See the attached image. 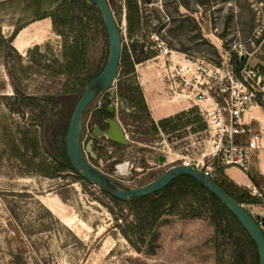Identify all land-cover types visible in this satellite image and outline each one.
Returning <instances> with one entry per match:
<instances>
[{
    "label": "rangeland",
    "instance_id": "374dc122",
    "mask_svg": "<svg viewBox=\"0 0 264 264\" xmlns=\"http://www.w3.org/2000/svg\"><path fill=\"white\" fill-rule=\"evenodd\" d=\"M128 1L107 0L122 48L129 49L133 41L143 44L144 52H153L149 66L154 70L162 66L151 49L156 39L213 65L244 56L247 65L264 68V0H130L140 22L132 37L127 32ZM97 10L91 3L73 5L70 0L0 5V264H234L243 251L234 226L228 230L223 222L224 233H218L207 215L181 219L165 214L155 239L153 234L139 237L126 206L114 204L71 173L50 174L48 128L61 115H72L68 99L75 97L77 103L107 61L108 39ZM64 18L71 19L66 26L60 25ZM75 45L80 55L69 66V49ZM131 78L138 84L136 74ZM120 79L118 69L109 91L83 113L81 144L84 150L93 123L100 119L98 110L107 105L114 108L128 145L97 139L95 158L85 153L91 166L137 188L182 165V157L201 158L207 148L206 126L198 107L184 112L176 131L161 130L160 135L150 116L134 118L135 111L117 97ZM168 149L167 163L156 169L157 156ZM124 163L126 172L120 174L117 166Z\"/></svg>",
    "mask_w": 264,
    "mask_h": 264
},
{
    "label": "built area",
    "instance_id": "2783aa9c",
    "mask_svg": "<svg viewBox=\"0 0 264 264\" xmlns=\"http://www.w3.org/2000/svg\"><path fill=\"white\" fill-rule=\"evenodd\" d=\"M151 49L157 54L156 59L161 60L162 78L172 98L198 107L206 126L204 154L199 159L182 157L181 164L193 165L210 180L214 179L216 169L234 167L246 173L252 152L264 150V125L258 118L250 116L253 108L264 113L262 69L244 63L235 70L231 60L226 58L220 65H213L173 51L157 39ZM255 123L259 125L258 129H255ZM158 131L162 135L159 128ZM123 132L125 134L124 129ZM242 135L246 136V141L238 142L237 138ZM169 152V149L168 153L161 152L167 161ZM122 165L127 167L128 164ZM247 191L264 206L263 187L249 186ZM254 221L264 234V220Z\"/></svg>",
    "mask_w": 264,
    "mask_h": 264
},
{
    "label": "trees",
    "instance_id": "16d2710c",
    "mask_svg": "<svg viewBox=\"0 0 264 264\" xmlns=\"http://www.w3.org/2000/svg\"><path fill=\"white\" fill-rule=\"evenodd\" d=\"M70 3L73 5H79L80 3H84V1L70 0ZM127 10V32L129 37H132L134 30L139 29L140 27L139 18H137L136 16L138 14L136 4H132V1L129 0L127 3ZM97 12L99 13L98 10ZM45 17L47 16H44L41 19ZM70 20L69 18L68 20L64 18L60 20V25L66 26L68 21ZM76 48L77 47L75 45L71 46L69 49V66L73 65L74 62L79 58L80 53ZM152 57L153 52L150 50L144 52V45L140 44L137 41H133L129 49L123 46L121 50L120 62L118 66V69L121 73V79L117 84L116 94L119 99L125 101L135 111L134 118L136 119H142V113H144L146 116H149V112L140 87L137 83L131 82L130 80L132 79L131 77H134L135 74L134 66L136 64L148 61ZM244 63L245 60L244 62H241L240 57H236L235 62H233L232 64L235 70H239ZM262 71L264 74V68L262 69ZM96 76L90 79V81H92ZM75 99V97L71 98L70 96L67 105H74L75 107ZM107 107V105H104L98 110L100 119L93 123L94 125L100 126L101 129L103 127L105 128L103 124L104 119L114 117V113L109 114L107 112ZM184 117L185 113L182 112L174 117L161 120L157 124H155V130L159 128L162 131H166L167 129L169 131H176L177 128L182 126L181 120ZM70 118L71 113L67 115H61L59 119L53 122V124H51L48 128L45 145L52 158V163L49 166V170L51 172L50 174L53 175L62 172L71 173L78 180L86 182L78 175L77 172L73 170L67 158L65 139ZM201 127L202 129L205 128L204 125H202ZM110 144L111 146L121 147L111 142ZM212 181L220 190H222L238 205H251L256 204L258 201L255 198L251 197L248 192L238 188L229 180H227L222 169H216L215 177ZM251 181L253 182V184H256L258 186L259 182L255 177H251ZM100 191L114 204L126 206L132 217L134 218L135 226L133 228L139 237L145 234H153V239H155L156 235H154V230L160 223L159 221L161 217L165 214L176 215L181 219L202 218L207 215L210 223L214 226L215 230L218 233H224L221 230L223 222L225 223V228L228 230H232L233 226L238 229V232L241 235L243 251L236 255V261L234 264H259L257 249L244 229L217 198H215L212 194L201 187L194 179L189 176H179L166 188L159 192L139 199L128 200L126 202L117 200L109 196L102 190ZM182 205L184 206L182 207ZM180 207H182V210H180Z\"/></svg>",
    "mask_w": 264,
    "mask_h": 264
},
{
    "label": "water",
    "instance_id": "95a60500",
    "mask_svg": "<svg viewBox=\"0 0 264 264\" xmlns=\"http://www.w3.org/2000/svg\"><path fill=\"white\" fill-rule=\"evenodd\" d=\"M82 1L91 3L97 7L107 35L109 52L104 68L88 83L86 89L76 103L70 118L65 141L67 158L73 170L90 185L99 188L109 196L123 202L149 196L163 190L179 176H189L217 198L232 214L254 243L258 253V263L264 264V236L256 222L241 205L235 203L229 196L220 190L212 180L205 177L193 165H177L170 167L151 182L137 188H129L124 186L120 181L102 174L89 164L85 158V153L95 158L92 152L93 139L104 137L107 141L122 147L127 146L128 142L118 122L109 118L103 122L105 126L104 129H101L98 125L94 126L92 139L89 140L85 149H82L81 134L83 113L92 102L103 93L108 92L113 85L117 76L122 50L121 35L107 0ZM244 60L245 57L240 56V61L244 62ZM112 98L115 99L116 95L112 94ZM107 112L112 114L114 112L113 107L108 106ZM157 160L160 166L167 162L166 157L163 155H159Z\"/></svg>",
    "mask_w": 264,
    "mask_h": 264
},
{
    "label": "crops",
    "instance_id": "0c3cea01",
    "mask_svg": "<svg viewBox=\"0 0 264 264\" xmlns=\"http://www.w3.org/2000/svg\"><path fill=\"white\" fill-rule=\"evenodd\" d=\"M5 1L10 0H0V5L2 6ZM46 18L47 17L28 21L24 27L35 21L44 20ZM150 61L151 60L136 64L135 74L151 121L157 124L161 120L174 117L193 108L194 106L192 104L183 103L172 98L170 92L167 90L166 82L160 77L161 68H155V70L150 68ZM153 70L156 72L158 78H156L155 74L152 73ZM250 116L256 117L259 121H261V117L264 116V113L256 108H253ZM245 120L248 121V117H246ZM261 125L264 124L262 123ZM254 127L255 129H258L259 125L255 123ZM242 136L245 137V139H242L239 142L246 141V136ZM156 162L157 165L154 164L153 166H156V169H158L161 166H159L158 160ZM123 172H126L125 169H121L120 174H123ZM223 173L227 180L246 192H248L247 188L249 186H257L256 184H253L251 177H255L257 179L259 182L258 187L264 188V150L252 152L249 169L246 173L234 167L223 169ZM242 207L253 219L264 220V206L260 205L258 201L256 204L242 205Z\"/></svg>",
    "mask_w": 264,
    "mask_h": 264
},
{
    "label": "bare ground",
    "instance_id": "6f19581e",
    "mask_svg": "<svg viewBox=\"0 0 264 264\" xmlns=\"http://www.w3.org/2000/svg\"><path fill=\"white\" fill-rule=\"evenodd\" d=\"M26 29V28H25ZM24 32V31H23ZM21 34V33H20ZM23 34V33H22ZM26 36V35H25ZM22 38V37H21ZM23 40V39H22ZM126 167L124 166V165H121V166H119L118 167V169H119V172L121 171V169H125ZM126 170V169H125Z\"/></svg>",
    "mask_w": 264,
    "mask_h": 264
},
{
    "label": "flooded vegetation",
    "instance_id": "af4514ba",
    "mask_svg": "<svg viewBox=\"0 0 264 264\" xmlns=\"http://www.w3.org/2000/svg\"><path fill=\"white\" fill-rule=\"evenodd\" d=\"M106 119H109V118H106ZM106 119H104L103 122H104ZM111 119H114V117L111 118ZM102 129H104V127H103ZM96 140H97V139H93V143H95ZM90 157H91V156H90ZM91 158H92V157H91Z\"/></svg>",
    "mask_w": 264,
    "mask_h": 264
}]
</instances>
